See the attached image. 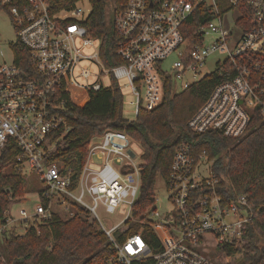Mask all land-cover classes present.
Returning a JSON list of instances; mask_svg holds the SVG:
<instances>
[{"label": "built area", "instance_id": "2783aa9c", "mask_svg": "<svg viewBox=\"0 0 264 264\" xmlns=\"http://www.w3.org/2000/svg\"><path fill=\"white\" fill-rule=\"evenodd\" d=\"M14 1L12 22L29 58L18 63L10 45L13 58L0 60V156L16 145L22 169L36 172L43 187L33 212L20 209L16 218L11 209L6 212L0 236L15 219L44 223L59 208L62 216L86 214L96 222L113 248L108 264H217L241 257L242 252L228 254L222 247L244 244L253 212L245 195L225 199L223 176L216 171L220 155L197 152L191 141L182 140L165 179L168 204L161 207L156 195L146 220L132 215L143 159L137 162L142 155L126 131L108 129L94 136L77 176L52 157L70 130L62 115V90L99 91L117 81L136 97L132 104L138 116L160 105L168 86L181 92L226 63L235 75L214 87L188 128L243 138L255 112L264 117V0H127L113 14L121 63L112 66L102 60V39L90 35L84 24L89 14L78 2L55 12L48 0L2 3ZM125 202L130 207L126 227H106L99 207L114 213ZM134 223L148 224L158 247L142 230L123 237ZM0 264H7L1 254Z\"/></svg>", "mask_w": 264, "mask_h": 264}, {"label": "trees", "instance_id": "16d2710c", "mask_svg": "<svg viewBox=\"0 0 264 264\" xmlns=\"http://www.w3.org/2000/svg\"><path fill=\"white\" fill-rule=\"evenodd\" d=\"M52 12L74 6L80 0H48ZM92 10L84 22L90 35L102 39L101 58L106 66L121 63L116 54L118 37L112 15L127 0H90ZM0 0V10L10 14L11 6ZM11 16V14H10ZM11 20H13L11 16ZM204 18L196 19V29ZM18 63H25L29 51L19 40L12 42ZM235 70L226 63L181 92L166 89L163 101L153 110H140L134 120L123 115L124 93L117 81L111 87L94 91L85 87L62 90L65 100L62 115L70 127L59 143L52 160L64 164L77 176L86 162L91 139L106 130L126 131L139 142L142 154V185L132 215L146 220L156 203L155 186L159 176L165 179L178 144L186 139L197 152L219 156L216 171L223 176L221 189L225 199L245 195L253 212L242 246L222 247L228 254L242 252L234 264H264V117L256 111L247 135L241 139L224 136L218 131L195 133L188 122L203 105L214 87L233 77ZM58 133L56 134V136ZM14 145L0 156V225L7 224L6 212L13 203L26 199L25 172ZM259 207H262L258 210ZM80 211H83L80 208ZM143 228V229H141ZM142 230L158 247V236L148 225L134 223L123 237ZM0 254L7 264H108L113 254L107 235L86 214L62 216L55 211L47 222H34L24 233L5 230L0 238ZM218 261L217 264H233Z\"/></svg>", "mask_w": 264, "mask_h": 264}, {"label": "rangeland", "instance_id": "374dc122", "mask_svg": "<svg viewBox=\"0 0 264 264\" xmlns=\"http://www.w3.org/2000/svg\"><path fill=\"white\" fill-rule=\"evenodd\" d=\"M78 6L84 9L85 15L91 13L92 10V3L90 0H80L78 2ZM18 35L17 30L14 26V23L11 20V16L8 12L4 10H0V60L1 61H10L13 58L12 48L10 44L12 42L17 41ZM210 65H207L204 71L209 70ZM103 81L106 85H111L112 80L108 76L103 77ZM124 105H123V115L124 117L128 118L129 120H134L136 117L135 109L136 105L132 104L136 100V97L131 94L129 89H124ZM135 140V139H134ZM132 148L137 152L140 156L143 154V147L139 142H133ZM142 158H137V162H141ZM26 183L28 188V193L26 194V199L23 201H18L13 203L11 206L12 215L16 218L18 217V213L20 209H28L31 212L34 211L35 206L39 203V192L41 191L43 185L40 180V177L36 172L26 171L25 172ZM155 192L158 196L157 204L161 207L166 206L167 203V191H166V183L165 178L163 176H159L157 179V183L155 186ZM129 204L123 203L121 204L114 213H110L106 211L104 208L99 207L98 213L100 215L101 221L105 224L106 227H112L114 225L120 224L122 228L126 227L124 221L129 217ZM59 212V208H56ZM62 214V213H61ZM63 215V214H62ZM33 220H28L22 222V220L15 219L12 223L9 224L8 231H12L15 233H22L25 231L27 227L33 224ZM1 238V236H0ZM224 261V259H223ZM236 261L235 259H232ZM230 261V262H231ZM227 263V262H226Z\"/></svg>", "mask_w": 264, "mask_h": 264}, {"label": "water", "instance_id": "95a60500", "mask_svg": "<svg viewBox=\"0 0 264 264\" xmlns=\"http://www.w3.org/2000/svg\"><path fill=\"white\" fill-rule=\"evenodd\" d=\"M114 15H112V19H113Z\"/></svg>", "mask_w": 264, "mask_h": 264}]
</instances>
